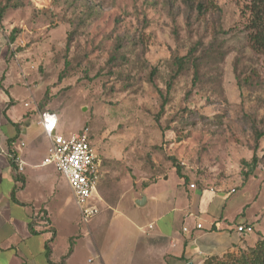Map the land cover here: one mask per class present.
I'll return each instance as SVG.
<instances>
[{"label":"rangeland","instance_id":"374dc122","mask_svg":"<svg viewBox=\"0 0 264 264\" xmlns=\"http://www.w3.org/2000/svg\"><path fill=\"white\" fill-rule=\"evenodd\" d=\"M20 1L2 22L0 52L18 81L27 74L35 96L47 95L57 132L88 128L103 160L90 200L100 213L88 224L71 189L61 191L60 236L74 232L81 263L95 257L88 244L132 237L135 224L149 222L157 203L134 210L133 197L157 181L174 189L178 165L187 185L227 192L235 225H254L249 245L264 235V137L257 149L255 140L264 131V54L251 37L254 0H212L217 8L205 16L185 13L182 0ZM186 55L198 72L188 63L161 111L159 89L166 93Z\"/></svg>","mask_w":264,"mask_h":264},{"label":"crops","instance_id":"0c3cea01","mask_svg":"<svg viewBox=\"0 0 264 264\" xmlns=\"http://www.w3.org/2000/svg\"><path fill=\"white\" fill-rule=\"evenodd\" d=\"M29 77L18 81L6 52H0V94L6 95L0 99V264H61L74 232L60 236L57 214H64L61 191L71 187L53 165L43 164L51 141L39 125L42 97L35 96ZM15 155L26 163L22 171L17 170ZM227 196L222 188H192L179 176L169 191L165 183L154 182L132 199L134 210L157 203L148 223L135 224L132 237L88 244L95 257L86 263L77 259L75 240L65 264H205L211 256L254 245L257 239L249 245L244 240L249 234L238 231L239 225L251 221L235 225ZM143 197L144 204L138 205ZM102 226L100 219L94 225Z\"/></svg>","mask_w":264,"mask_h":264},{"label":"built area","instance_id":"2783aa9c","mask_svg":"<svg viewBox=\"0 0 264 264\" xmlns=\"http://www.w3.org/2000/svg\"><path fill=\"white\" fill-rule=\"evenodd\" d=\"M28 105L29 103H26V106ZM58 122L56 112L46 110L41 113L39 125L51 141L49 153L43 164L53 165L57 172L68 181L79 206L82 220L88 224L100 212L99 207L90 200L96 196L99 182L104 175L103 160L92 143L88 128L70 135H63L57 132ZM14 162L18 171L24 169L26 163L20 156L15 155ZM190 187L194 188L196 184L193 182ZM197 226L202 227L201 224ZM253 229V226L249 224L238 226V231L245 234H249ZM187 230L185 227L184 231Z\"/></svg>","mask_w":264,"mask_h":264},{"label":"trees","instance_id":"16d2710c","mask_svg":"<svg viewBox=\"0 0 264 264\" xmlns=\"http://www.w3.org/2000/svg\"><path fill=\"white\" fill-rule=\"evenodd\" d=\"M157 1V0H154ZM171 5L174 4V0H168ZM185 4V13H190L197 11L198 16H205L207 12H210L213 10V8H217L216 5L212 0H182ZM24 6V3L20 0L13 1L12 4H10V1H6L5 3L0 4V28L2 27V22L4 20V17L6 15V12L9 7L13 8H20ZM252 17L250 21V27H251V37L254 42V47L257 51H260L264 54V0H254L252 9ZM12 40H14V37H12ZM69 49V44L67 45V50ZM195 60L191 59L189 55H186L184 57H180L176 59V65L177 69L172 75V78L167 82V89L166 93H164L161 89H159L161 98L163 100L161 105V111L165 109L166 104L169 102L170 93L173 88V81L176 79L179 75H181L184 70L186 69V66L188 63H191L192 65H195ZM67 61L66 66L63 71L67 69ZM196 66V65H195ZM157 72L156 68L152 69L151 75L154 76ZM198 72L197 66H196V73ZM62 78V75L60 76V79ZM47 95L43 96L41 102H39V108L42 111L45 110V100L47 99ZM44 108V109H43ZM255 140H256V149L259 144V141L262 137H264V131L256 129L255 130ZM259 159L256 154L254 153L252 163L253 166H256ZM177 174L180 178H183L185 183L188 182V178L184 176L182 173V169L180 165L177 166ZM73 244L74 240L70 239V249L68 252L62 257L61 264L66 263L67 257L72 253L73 251ZM49 248V247H48ZM51 252V249L49 248L48 254ZM205 264H264V235L260 234L255 242L254 245L248 246L244 249L239 250L238 252H232L227 253L224 256H211L205 260Z\"/></svg>","mask_w":264,"mask_h":264},{"label":"water","instance_id":"95a60500","mask_svg":"<svg viewBox=\"0 0 264 264\" xmlns=\"http://www.w3.org/2000/svg\"><path fill=\"white\" fill-rule=\"evenodd\" d=\"M145 200H146V198L143 197V198H141V199H138V200L136 201V203H137L138 205H143L144 202H145Z\"/></svg>","mask_w":264,"mask_h":264}]
</instances>
